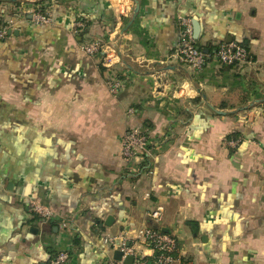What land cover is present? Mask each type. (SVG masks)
Wrapping results in <instances>:
<instances>
[{"label":"crops","instance_id":"crops-1","mask_svg":"<svg viewBox=\"0 0 264 264\" xmlns=\"http://www.w3.org/2000/svg\"><path fill=\"white\" fill-rule=\"evenodd\" d=\"M38 6L49 22L27 13ZM81 14L83 42L113 51L110 65L81 50ZM180 17L212 52L200 69L175 54ZM6 22L0 264H50L60 251L64 264H103L115 250L102 237L133 239L144 222L175 236L174 264H264V0H0ZM224 42L248 59L220 63ZM133 129L151 141L138 162L122 155Z\"/></svg>","mask_w":264,"mask_h":264},{"label":"built area","instance_id":"built-area-1","mask_svg":"<svg viewBox=\"0 0 264 264\" xmlns=\"http://www.w3.org/2000/svg\"><path fill=\"white\" fill-rule=\"evenodd\" d=\"M37 24L49 22L50 18L42 13L29 11ZM179 39L176 45L175 54L184 63L194 69H200L205 63V53L195 42L193 26L190 18H179ZM82 22H77L76 27L82 26ZM12 23L0 24V40L8 36L12 31ZM77 30L74 32L76 33ZM81 50L94 56L99 52L103 53V63L110 65L114 61L115 54L100 41H87L80 43ZM216 59L222 64H235L248 59V51L242 44L235 42H224L217 46L215 50ZM121 82L113 81L110 83L111 92H117ZM149 135L140 129H133L125 133L122 145V155L126 160L141 161L149 151ZM30 208L43 218H49L52 211L41 203L34 202ZM163 207L158 205L146 214L148 221L155 223L162 218ZM103 242L107 243L112 249L121 251V259L108 258L103 264H124L126 256H132L131 264H174L178 258L176 256L177 240L175 236L155 227L153 223L144 222L135 230L133 239H128L123 235L105 234ZM120 239V244L116 245V240ZM149 253L151 260L148 262L146 257ZM68 255L65 251L56 253L50 264H64Z\"/></svg>","mask_w":264,"mask_h":264},{"label":"trees","instance_id":"trees-1","mask_svg":"<svg viewBox=\"0 0 264 264\" xmlns=\"http://www.w3.org/2000/svg\"><path fill=\"white\" fill-rule=\"evenodd\" d=\"M16 4V3H15ZM16 5H18V4H16ZM37 10L40 12V13H42V14H44V15H47V12H46V9H45V6H38L37 7ZM27 16V13L26 14H24V17H26ZM77 22H82L83 23V25L82 26H80V27H76L75 26V24L77 23ZM88 25H90V21L89 20H87L86 19V17L84 16V15H78L75 19H74V21H73V23H72V32H74L75 30H77L76 31V33L74 32V34H75V36L76 37H80V40H79V42H83L84 41V37H85V34H86V32H87V28H88ZM5 39V38H4ZM1 40H3V39H1ZM0 40V41H1ZM201 48V47H200ZM217 48V47H216ZM202 49V48H201ZM205 53V52H204ZM212 52H211V50H209L207 53H205V60H206V58L211 54ZM96 55H98V57H100V58H102V56H103V53L102 52H99V53H97ZM214 55H215V52H214ZM95 56V55H94ZM230 65H232V64H230ZM148 133V132H147ZM235 135H237L236 133H231V134H228L227 136H226V138L227 139H229V138H233V136H235ZM240 143V142H239ZM239 143H238V145H239ZM238 145L235 147V148H231V147H229V149H228V151H229V155H231L235 150H236V148L238 147ZM73 242L74 243H76L77 242V238L75 237L74 238V240H73ZM56 254V253H55ZM54 255V254H53ZM53 255L51 256V257H53Z\"/></svg>","mask_w":264,"mask_h":264},{"label":"water","instance_id":"water-1","mask_svg":"<svg viewBox=\"0 0 264 264\" xmlns=\"http://www.w3.org/2000/svg\"><path fill=\"white\" fill-rule=\"evenodd\" d=\"M193 24H194V28H193L194 37L196 38L198 33H199V25H198V23L196 21H194ZM112 221H113L112 216H108V218L105 220V224L106 225H110ZM119 244H120V239H117L116 240V245H119ZM121 255H122V253L119 250H115L114 253H113V257L116 260L121 259ZM123 262H124V264H131L132 256H130V255L126 256L124 258Z\"/></svg>","mask_w":264,"mask_h":264}]
</instances>
